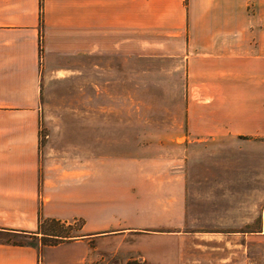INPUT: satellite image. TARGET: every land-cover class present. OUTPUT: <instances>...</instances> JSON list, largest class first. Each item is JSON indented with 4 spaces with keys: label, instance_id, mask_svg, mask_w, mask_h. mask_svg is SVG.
I'll return each instance as SVG.
<instances>
[{
    "label": "crops",
    "instance_id": "1",
    "mask_svg": "<svg viewBox=\"0 0 264 264\" xmlns=\"http://www.w3.org/2000/svg\"><path fill=\"white\" fill-rule=\"evenodd\" d=\"M76 56L89 76L85 100L114 111L101 121L123 122L124 105L179 106L178 117L167 115L180 130H142L140 121L156 118L127 119L137 139L264 138V0H0V264H45L40 238L55 235L41 229L44 219H81L79 236L65 242L180 236L179 155L137 142L130 155L116 148L93 160L87 150L77 166L72 154L39 146L41 75L64 74ZM145 58L175 64H135ZM243 238L215 233L142 254L147 264H264V207L257 230ZM249 240L259 250L250 260Z\"/></svg>",
    "mask_w": 264,
    "mask_h": 264
},
{
    "label": "rangeland",
    "instance_id": "2",
    "mask_svg": "<svg viewBox=\"0 0 264 264\" xmlns=\"http://www.w3.org/2000/svg\"><path fill=\"white\" fill-rule=\"evenodd\" d=\"M66 60L68 70L64 74L51 72L41 75L39 146L56 148L61 155L72 154L70 158H74L77 166L83 161L87 150H91L93 160L116 148L130 155L135 151L137 142L147 149H164L167 153L179 155L185 179V215L183 223L177 228L180 235L178 238L142 240L132 234H103L93 235L85 243L65 242L79 236L80 218L60 221L44 219L41 221V229L57 235L40 238L45 264H147V258L142 254L146 251L144 247L156 248L163 253L165 245L169 247L175 241H210L213 234L221 233L235 234L237 240L243 242L244 233L254 234L259 227L264 207V138L244 136L196 139L189 136L187 139H137L135 122L127 119L135 120V115L141 119L156 118V121H140L142 130L153 126L180 130L183 129L181 123L172 118L178 117L179 106L174 103L165 107L124 105L117 107L118 113L125 118L123 122L101 121V118L114 111L101 108L99 103L95 105L94 97L85 100V94L90 91L85 89L89 76L84 72V57L76 56ZM137 62L141 66L153 62L156 66L171 67L175 64L173 60L162 58L153 62H148L146 58L135 60V64ZM171 76L176 78L177 75ZM96 80H99L98 77ZM169 110L172 116L167 115ZM116 125L119 128L118 136H114L115 131L109 130L116 129ZM100 131L103 134L101 137ZM5 237L35 242L27 235L7 234ZM247 242H251L246 250L249 260L258 257L255 240ZM167 253L176 256L172 248L167 249Z\"/></svg>",
    "mask_w": 264,
    "mask_h": 264
},
{
    "label": "trees",
    "instance_id": "3",
    "mask_svg": "<svg viewBox=\"0 0 264 264\" xmlns=\"http://www.w3.org/2000/svg\"><path fill=\"white\" fill-rule=\"evenodd\" d=\"M55 236H57V235H55ZM54 238H56V237H54Z\"/></svg>",
    "mask_w": 264,
    "mask_h": 264
},
{
    "label": "built area",
    "instance_id": "4",
    "mask_svg": "<svg viewBox=\"0 0 264 264\" xmlns=\"http://www.w3.org/2000/svg\"><path fill=\"white\" fill-rule=\"evenodd\" d=\"M100 264H103V263H100Z\"/></svg>",
    "mask_w": 264,
    "mask_h": 264
}]
</instances>
